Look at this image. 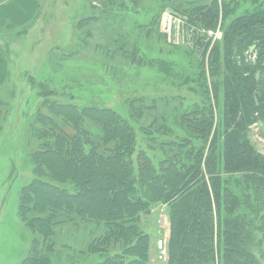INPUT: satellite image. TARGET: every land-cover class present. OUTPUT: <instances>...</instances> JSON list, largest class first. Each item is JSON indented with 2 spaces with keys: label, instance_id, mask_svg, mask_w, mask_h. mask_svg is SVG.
<instances>
[{
  "label": "trees",
  "instance_id": "16d2710c",
  "mask_svg": "<svg viewBox=\"0 0 264 264\" xmlns=\"http://www.w3.org/2000/svg\"><path fill=\"white\" fill-rule=\"evenodd\" d=\"M248 1L252 6L232 22L239 10L232 8L236 0L222 6L228 24L214 61L225 58L223 69L216 68L225 83L216 88L224 86L219 95L226 106L212 139L208 118L201 119V132L193 127L189 134L180 113L174 124L184 137L167 142L170 117L156 121L155 107L129 105L120 114L105 107L48 104L63 126L44 116L45 127H35L38 144L29 156L33 176L20 200L19 217L31 244L22 264H55L50 239L57 213L66 215L64 224L80 221L79 227L93 235L84 255L68 251L74 250L69 247L74 237L61 243L60 264H151L150 233L138 224L161 205L171 224L166 264H264V156L256 154L246 134L255 115L264 119V77L256 80L248 73L252 65L235 61L256 45L261 51L257 65L264 71V0ZM218 9L213 2L200 11V26L216 28ZM81 18L83 13L74 20L75 28ZM200 138L204 144L198 149ZM207 144L212 148L203 166ZM147 149L162 158L156 160Z\"/></svg>",
  "mask_w": 264,
  "mask_h": 264
},
{
  "label": "rangeland",
  "instance_id": "374dc122",
  "mask_svg": "<svg viewBox=\"0 0 264 264\" xmlns=\"http://www.w3.org/2000/svg\"><path fill=\"white\" fill-rule=\"evenodd\" d=\"M224 1L231 0H34V14L15 11L19 15L0 20V264H22L31 249L19 213L25 195L22 190L33 176L29 156L38 144L35 127H45L44 116L63 126L48 104L74 105L79 110L105 107L120 114L126 113L129 105L155 107L156 121H161L162 115L164 121L170 117L167 142L184 137L174 124L180 113L185 114L189 134L195 132L193 127L201 132L204 125L200 121L208 118L213 121L212 139L226 106L219 95L224 86L216 88L225 83L223 71L216 69L217 64L223 69L225 58L214 61L228 24L223 21ZM213 2L219 7V17L216 28L206 29L199 24V12ZM236 3L232 8L239 10L231 22L252 6L248 0ZM81 13L83 18L75 28L74 20ZM76 38L78 43H74ZM246 53L236 58L238 65H252L248 73L264 76L256 60ZM255 117L246 134L256 154L264 156V119ZM203 144L200 138L198 149ZM211 148L209 144L204 147L203 166ZM154 152L147 149L151 157L162 158ZM253 198L251 195L249 200ZM65 216L57 213L51 229L55 264H60L61 243L66 239L74 237L75 241L74 246L69 244L74 249H67L69 252L84 255L93 236L88 227H79L84 224L80 221L64 224ZM138 228L150 233V263L166 264L171 233L166 205L142 216ZM160 236L167 237L164 263L157 260ZM262 251L264 255V246ZM259 253L256 250L260 261ZM218 257L215 251L216 261Z\"/></svg>",
  "mask_w": 264,
  "mask_h": 264
},
{
  "label": "crops",
  "instance_id": "0c3cea01",
  "mask_svg": "<svg viewBox=\"0 0 264 264\" xmlns=\"http://www.w3.org/2000/svg\"><path fill=\"white\" fill-rule=\"evenodd\" d=\"M12 1V0H10ZM37 6V3L34 2V0H14L10 4L5 5L0 3V20L5 17L7 18L8 15L13 17L15 15V11H22L24 14L35 13V7ZM2 11H5L7 14H3Z\"/></svg>",
  "mask_w": 264,
  "mask_h": 264
},
{
  "label": "built area",
  "instance_id": "2783aa9c",
  "mask_svg": "<svg viewBox=\"0 0 264 264\" xmlns=\"http://www.w3.org/2000/svg\"><path fill=\"white\" fill-rule=\"evenodd\" d=\"M221 33L217 34V37H219ZM156 248H157V260L162 263L166 260V253H167V238L164 236H160L157 239L156 242Z\"/></svg>",
  "mask_w": 264,
  "mask_h": 264
},
{
  "label": "flooded vegetation",
  "instance_id": "af4514ba",
  "mask_svg": "<svg viewBox=\"0 0 264 264\" xmlns=\"http://www.w3.org/2000/svg\"><path fill=\"white\" fill-rule=\"evenodd\" d=\"M257 50H258V49H257ZM246 52H247L246 54L249 55L250 57H253V59L256 60V63H257V59H259L260 57L257 58L256 52L252 53V52L250 51V49L247 50ZM258 73H259V72H258ZM256 75H257V73H256ZM262 77H264V76H263V75L260 76V74H259V77L256 78V76H255V79H256V80H259V79L262 78Z\"/></svg>",
  "mask_w": 264,
  "mask_h": 264
},
{
  "label": "water",
  "instance_id": "95a60500",
  "mask_svg": "<svg viewBox=\"0 0 264 264\" xmlns=\"http://www.w3.org/2000/svg\"><path fill=\"white\" fill-rule=\"evenodd\" d=\"M250 51L252 53L256 52L257 58L261 57V51L260 50H257V46L256 45H253L252 47H250ZM259 74L260 73H257L256 78L259 77Z\"/></svg>",
  "mask_w": 264,
  "mask_h": 264
}]
</instances>
